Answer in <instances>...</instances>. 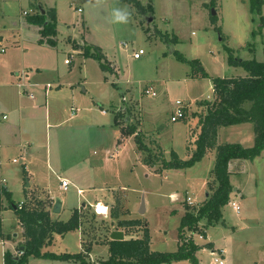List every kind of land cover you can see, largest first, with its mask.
Wrapping results in <instances>:
<instances>
[{
	"label": "rangeland",
	"instance_id": "374dc122",
	"mask_svg": "<svg viewBox=\"0 0 264 264\" xmlns=\"http://www.w3.org/2000/svg\"><path fill=\"white\" fill-rule=\"evenodd\" d=\"M139 1L145 10L152 7V13L146 10L147 15L143 16L145 14L137 7L124 0H0V48L6 50L0 52V105L9 96L17 95L2 86L7 77L11 79V71L22 69L23 54L27 67L37 63L44 73H48L45 80H57L64 92L62 100L51 97V116L56 122L52 119L51 127L42 124L44 139L46 141L47 136L51 146L49 159L45 150L44 156L32 160L31 165L25 159L21 163L23 149L19 147L2 150L0 154V173L6 179L7 189L13 193L12 200L19 203L26 199L25 189L32 184L31 190L35 194L40 192L39 198L48 201L47 192H50L54 199L64 202L60 214L62 221H68L74 210L80 209L82 228L63 237L56 235L53 244L45 247L43 253L79 254L92 246V253L86 255V260L89 264H102L110 255L106 242L111 232L119 229L118 220L112 218L114 213L121 220L142 221L140 228L119 230L127 233L128 239L142 238L146 226L151 235V250L161 253L177 252L179 246L189 240L203 244L206 240L199 238L201 232L219 233L221 239L228 233L225 223L230 230L238 226L237 230L241 232L237 240H244L245 244H232L231 255L220 256L217 250V257L225 260V264H263L264 154L260 159L245 162L257 180L254 178L247 183L246 175L232 178L243 182L248 190L245 202L242 197L236 199L241 205L240 213L228 203L222 207L219 220L212 223L203 220L200 231L186 230L182 239L179 227L186 214V205L201 209L208 199L207 194L212 193L209 182L212 181L216 188L212 174L216 151H208L193 167L162 170L160 163L153 167L145 163L146 153L138 149L135 137L130 139L127 135L125 148L121 147L120 141L126 134L124 131L133 126L156 156L162 154L165 160H170L175 151L180 159L188 160L196 150L200 117L207 113L206 106L200 103L214 98L213 78L246 75L243 68L228 65L226 48H231L243 60L264 61V23L261 20L264 6L259 14L252 10L251 0ZM41 9L47 10L49 17L51 13L57 17V43L47 42V52L33 47L38 26L30 22ZM115 9L127 13L126 22L114 21ZM147 17H153V21L148 22ZM80 43L101 47L102 62L111 66L113 72L104 71L97 59L86 57L84 47H78ZM168 45L187 59L200 62L207 76H201L199 67L178 61ZM140 49L145 50V54L135 59L133 54ZM72 55L73 64L69 67L65 60ZM149 88L157 95L146 94L145 90ZM42 90L38 87L31 95L39 101ZM73 92L77 96L74 99ZM24 97L27 102L31 101L27 95ZM178 100L182 101L186 115L183 120L172 122ZM1 108L0 125L2 121L11 122L12 114H9V120H3L5 109ZM72 108L80 109V113L68 120L77 114L71 111ZM118 112L123 117L115 125ZM227 129L221 132L222 140L235 143L237 137ZM107 150L120 152L118 155L123 163L113 167L114 162L108 168L103 166L100 161H105ZM15 159L17 163H14ZM76 163L79 164L67 173ZM73 175L79 182H71L67 190L62 189L58 177L71 179ZM37 184L39 187L35 188ZM79 189H85L84 194H80ZM188 197L192 198V203H187ZM98 200L106 205V214L97 212ZM84 203L94 205L83 207ZM45 204L51 212L53 203ZM10 206L4 196L0 200L1 230L5 239L10 237L13 246L10 245L12 250H9L0 243V264H5L7 251L21 256L20 249L25 243L22 226ZM53 210L52 215H55ZM247 227L250 229L244 230ZM1 241L4 239L0 238ZM221 244L223 241L217 245ZM196 257L200 264H216L210 248L197 252ZM26 264L81 262L30 256ZM172 264L193 263L187 260Z\"/></svg>",
	"mask_w": 264,
	"mask_h": 264
},
{
	"label": "trees",
	"instance_id": "16d2710c",
	"mask_svg": "<svg viewBox=\"0 0 264 264\" xmlns=\"http://www.w3.org/2000/svg\"><path fill=\"white\" fill-rule=\"evenodd\" d=\"M133 4L139 9L143 16L147 15L148 10L152 13V7L145 8L139 0H124ZM252 10H256L261 14L264 6V0H251ZM53 12V11H52ZM39 13L31 18V22L41 27L43 37L50 38L48 43L55 45L56 42L51 39L57 36V17L55 13L51 16ZM264 23V17L261 19ZM263 27V26H262ZM165 42H168L165 36H162ZM42 43V42H41ZM169 46V45H168ZM78 47H81L80 45ZM93 47V48H92ZM84 46V54L86 57H92L100 62L104 71L113 69L111 66L103 63L104 54L99 46ZM172 47V46H169ZM94 49V52L92 51ZM228 53L227 63L231 67L243 68L246 72L245 76L237 77H217L213 78V100H204L200 104L206 106L207 113L200 117L201 125L200 134L196 140V150L188 160L180 159L179 155L172 151L170 160H165L162 154L156 156L153 150L147 146L142 134L136 127H129L124 131L127 135H134L139 150L146 153L144 159L149 166L160 163L162 170H181L195 166L201 162L208 154V151H216V163L212 170L216 188L209 182V188L212 191L201 209L186 205V214L181 220L179 227V237L185 238V231H200V223L203 220L212 223L221 218V209L230 202V196L233 193V186L230 182L229 163L232 160L244 159L254 160L261 156L264 152V61L260 62L256 59L243 60L236 56L231 48H226ZM178 61L192 67H199L201 76L206 77L207 73L200 62L189 60L180 52L174 51ZM116 117H123L121 112ZM250 123L254 126L255 144L246 148L241 144H217L218 131L220 128ZM156 156V157H155ZM160 170V171H162ZM6 196L10 201V207H17L15 213L22 225L23 235L25 238L24 250L20 249L21 256H15L11 251H7L4 255L5 264H26L30 256L39 259H49L55 261H74L81 264H89L86 255L92 253V246L86 248V252L79 254H55L43 253V249L53 244L55 235L65 236L70 232H75L82 227V214L80 209H75L68 221L53 219L50 210L44 201L36 198L26 199L23 204L15 203L12 195L2 185L0 178V200L2 196ZM112 218L118 220L117 227L124 228H140L142 221L140 220H121L118 214L112 213ZM127 235V233H125ZM205 232L201 235L205 236ZM0 238H4L0 223ZM109 247V259L102 264H172L173 261L181 262L189 260L193 264H199L196 254L203 247L197 245L193 240H189L187 244L179 246L177 252L161 253L151 250V235L149 229L144 226L142 238H130L122 241L109 239L106 242ZM205 248H213L212 244H207Z\"/></svg>",
	"mask_w": 264,
	"mask_h": 264
},
{
	"label": "crops",
	"instance_id": "0c3cea01",
	"mask_svg": "<svg viewBox=\"0 0 264 264\" xmlns=\"http://www.w3.org/2000/svg\"><path fill=\"white\" fill-rule=\"evenodd\" d=\"M41 13L46 14L47 10L41 9ZM31 24H33V23H31ZM26 25L28 27H31L30 23H27ZM36 26H38V25H36ZM36 29L38 31V35L33 34L34 35V42L36 44H39V46H36V44L34 43L33 45H35V46H33V47L38 49L37 51H39V49H41V50H44L47 52V49H48L47 48V46H48L47 40L50 38L41 36V34H40L41 27L38 26ZM24 38H25V36H24ZM51 39H53L57 43V37H53ZM74 41L77 42L76 39ZM31 43H32V41H31ZM40 45H42V46H40ZM79 45L81 47L85 46L81 43L78 44V46ZM5 52H6V50H5ZM24 55L25 54H23V56H22V66H23L22 69H15V70L11 71V73H12L11 79H8V77H7L6 78L7 82L5 83V85L2 86V87H4V86L6 87V91H15V93H17V95L16 96H14V95L9 96L7 98V100H5V102H1V105H0V109H2L1 107H3L5 109L4 110L5 113H3V120H9L10 119L9 114H12V118H14V119H12L11 122L5 123L4 121H2L3 124L0 125V126H3L0 129V154H1L2 150L16 149L19 147L20 149H23V157H22L23 159L20 160V162L23 163V161L25 159V160H28V165H31L32 160L33 161L35 159L38 160L40 157L44 156L45 150L47 152L48 159L50 158L49 153H51L50 152L51 146H50V143L48 141V137L46 136V141L44 139L42 124L43 125L46 124V127L52 126L51 120L54 119V121H55V118H52L53 116H51V104H50L51 97H52V99H61L62 100L64 98V92H62V90H61V85H60L61 83H58L57 80H55V79L45 80L46 77H48V73H44L43 70H41L39 68L37 63H35V65L32 64V66L27 67V65H25V56ZM71 57L73 58V56H71ZM72 64H73V60H72L71 64H66V65H68L70 67V66H72ZM32 67H34V68H32ZM70 71H72V70H70ZM58 80L60 81V78ZM48 84H51V88L47 87ZM38 87H40V89H43L42 94H41L42 98L39 101L36 100L34 95H31V92H33V90L35 91ZM54 88L57 91L53 92ZM24 95H27V97L29 99H31V101L27 102L25 100ZM74 97L76 98L77 96L73 92L72 98L74 99ZM71 111H73V113H77V114H76V116L73 115L68 120H70V119L73 120L74 117H78L79 116L78 114L80 113V109L72 108ZM103 114H106V111H103ZM116 120H117V117L115 119V125L118 122ZM54 126H57V125L55 124ZM112 126H113V124H112ZM227 128H229V129H227ZM223 129H227L226 130L227 132H232V134L237 137V139H234V140H237V141H235V143L223 141L221 136H220ZM243 132L246 135L242 134ZM243 135H244V137H243ZM129 136H130V139H133L135 137L132 134ZM126 139H129L127 137V134L123 135L122 139L120 141V143H123L121 145V147H123V148H125L126 141H127ZM224 140H227V139H224ZM250 140H251V142H250ZM228 143H230V144H241L246 148L254 146V144H255L254 126L250 123H243V124H239V125L220 128L218 131L217 144L221 145V144H228ZM251 144H253V145L251 146ZM118 153H120V152L107 150L106 155H105V161H103V162L100 161V162L102 164H104L103 166H105L107 168L109 167V165L113 164L114 162L115 163L112 165L113 167H114V165L119 166V162L123 163V159H121V155L120 154L118 155ZM263 154H264V152L262 153V155ZM262 155L257 157L256 159H260L262 157ZM256 159H254V161ZM85 160H87V159H85ZM246 161L247 160H244V159H236V160H232L229 163L230 182L234 188L233 193L230 196V202L233 201V202L237 203L240 206V211H241V205L237 202V200H238V198L242 197V200L245 202L244 198H245V195H247L248 190H247L246 185L245 184L243 185V182H241V181L236 182V181L232 180V178L235 176L238 179V177L246 175L247 183L250 182L251 180H253L254 178H256V177H254V174L250 172V166L245 163ZM90 162H92V160H90ZM14 163H17V162H14ZM78 164L79 163L74 164V166L69 168V170L66 172L71 173L73 171L72 168H74ZM95 164H96V161H95ZM96 165H100V164H96ZM26 176L28 177V175H26ZM33 176H34V174H32V177ZM94 177H95V174H94ZM0 178H1L2 185L5 187V189L8 192H10L11 195H13V193L7 189V186L5 185L6 179L2 176L1 173H0ZM58 178H60L61 180H63V179L68 180L70 182V185H71V182L72 183L75 181L79 182V179L75 175L71 176V179L69 177H66V176H64V177L59 176ZM256 180H257V178H256ZM256 184H257V182H256ZM27 187H28V189H25V191H26L25 196L27 197L26 199L36 198L38 200L44 201L45 203L46 202L53 203V206H52L53 208H54L56 202L59 201L61 203V212L59 214L56 213L55 215H52L53 208H51L52 209L51 210V216L53 219L61 220L60 214L62 213L63 208H64V202L62 200L54 199V197L52 196V193L47 192L49 198H48V201L47 200L45 201V200L39 198L40 192L35 194V192L31 190L32 184L28 185ZM38 187H39V185L37 184V186L35 188H38ZM62 189H64V188H62ZM78 192L80 194H84L85 189H79ZM209 196H210V194L208 193L207 197H209ZM3 197H4V195L2 196V198ZM2 198H1V200H2ZM26 199L20 201L19 203H23ZM100 202L101 201L98 200L96 202L97 203L96 206H98L99 204H102ZM87 205H94V204L84 203L83 207L87 206ZM13 210L15 211V209H13ZM48 210H50V207H48ZM142 210L144 211V209H142ZM18 221H19V219H18ZM224 225L226 226L225 231H228V233L223 234L224 236L221 239L219 238V233H212L211 235H208V233H206L205 236L202 235L203 236L202 240H206L203 244L196 243L195 240H194V242L197 245L203 247V249H201V250H205V246L207 244H212L213 248L211 249V254L216 253L218 250L220 252V256L222 254L223 255H226V254L231 255L232 254V252H231L232 246L231 245L233 244L235 246L239 242L242 245H244L245 241L244 240H240V241L237 240V235H238V233L241 232L240 230H237L239 228L238 226H233L232 230H230L229 226H227L226 223ZM245 229L248 230L250 228L247 227V228H244V230ZM113 231H115V230H113ZM124 234H125V232H124ZM200 236H201V234H200ZM5 238H6V236L4 235V238H2V239H4V241H1L0 243L3 245V247L5 246L6 249L12 250V248H10V245L12 247L13 244L10 241L11 239H9L10 237L8 239H5ZM138 238H140V237H138ZM125 239H128L126 234H125ZM222 241H223V244L217 245V244L221 243ZM201 250L198 252H201Z\"/></svg>",
	"mask_w": 264,
	"mask_h": 264
},
{
	"label": "built area",
	"instance_id": "2783aa9c",
	"mask_svg": "<svg viewBox=\"0 0 264 264\" xmlns=\"http://www.w3.org/2000/svg\"><path fill=\"white\" fill-rule=\"evenodd\" d=\"M124 45L127 46V44H124ZM0 52L1 53H5V49L0 48ZM144 54H145V50L140 49V50L134 52L133 57L135 59H140ZM71 62H72V57L67 58L65 60L66 64H71ZM47 87L51 88V84H48ZM145 92H146V94H150L152 96H156L157 95L156 92L152 88L146 89ZM185 115H186L185 107H184L182 101L178 100L176 102V107H175V109L173 111V114L171 116V121L172 122H178L180 120H183L185 118ZM14 162H17V160H15ZM69 185H70V182L68 180H66V179L61 180V186L65 190L69 187ZM187 203H192V198L191 197L187 198ZM22 204L23 203H21V205ZM230 205H232L233 209L236 212H238V213L240 212V206L237 203L232 201V202H230ZM97 211H98V209H97ZM199 238L203 239V236L201 235V236H199ZM212 255L214 257H216L215 260H214L216 264H224L225 263L224 260H222V259L217 257L218 256L217 253H212Z\"/></svg>",
	"mask_w": 264,
	"mask_h": 264
},
{
	"label": "water",
	"instance_id": "95a60500",
	"mask_svg": "<svg viewBox=\"0 0 264 264\" xmlns=\"http://www.w3.org/2000/svg\"><path fill=\"white\" fill-rule=\"evenodd\" d=\"M146 20L148 22H152L153 21V17H147ZM173 47H170V53H173ZM16 206L14 205V209L16 210ZM54 213H60L61 212V203L58 201L56 202L55 206H54V210H53ZM110 239L111 240H116V241H122V240H125V234L123 231L121 230H115L113 231L111 234H110ZM24 248H22L23 250Z\"/></svg>",
	"mask_w": 264,
	"mask_h": 264
},
{
	"label": "clouds",
	"instance_id": "9594fccd",
	"mask_svg": "<svg viewBox=\"0 0 264 264\" xmlns=\"http://www.w3.org/2000/svg\"><path fill=\"white\" fill-rule=\"evenodd\" d=\"M113 19L115 22H126L127 20V13L119 10V9H115L113 11Z\"/></svg>",
	"mask_w": 264,
	"mask_h": 264
},
{
	"label": "bare ground",
	"instance_id": "6f19581e",
	"mask_svg": "<svg viewBox=\"0 0 264 264\" xmlns=\"http://www.w3.org/2000/svg\"><path fill=\"white\" fill-rule=\"evenodd\" d=\"M98 209V213L99 214H106L107 213V207L103 204H99L98 206H96Z\"/></svg>",
	"mask_w": 264,
	"mask_h": 264
}]
</instances>
